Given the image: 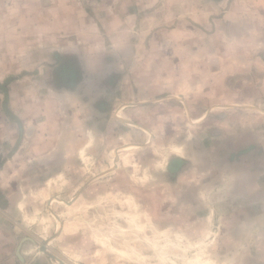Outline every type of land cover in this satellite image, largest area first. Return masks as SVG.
Listing matches in <instances>:
<instances>
[{
	"label": "crops",
	"instance_id": "0c3cea01",
	"mask_svg": "<svg viewBox=\"0 0 264 264\" xmlns=\"http://www.w3.org/2000/svg\"><path fill=\"white\" fill-rule=\"evenodd\" d=\"M197 1L0 0V64H3L0 69V264H50L53 260L50 253H62L55 251L52 244L63 235L64 223L58 230L59 235L47 242L51 238L46 235L50 221L42 219L41 232L26 221L32 215L21 214L24 201H28V189L35 188L43 178L57 180V175L74 171L82 156L102 146L101 141L93 144L95 134L91 137V129L99 127L98 138H103L100 128L108 120V103L96 91L108 88L91 80L89 75L97 73L89 66H79L83 59L91 57L92 49L80 47L76 42H89L85 33L90 37L92 32L96 37L102 32L106 43L114 41L118 58L128 55L151 58L157 30L162 32L157 43L170 44L171 31L165 25L169 26L173 11L180 37L178 41L175 38L171 41L179 47L184 45L182 54L178 55L181 59L189 49L186 39L189 20L200 22L194 26L212 23L223 26L234 23L231 14L241 9L240 1H244V7L250 5L249 0H205L206 11H202ZM258 4L264 7V0H258ZM216 11L220 14L214 16ZM204 12L209 14L206 16ZM257 21L254 19L249 26L256 27ZM247 33L236 40L238 46L229 39L231 36L227 38L230 43L221 53L217 43L195 46L190 51L196 56L204 53L202 56L211 61L212 65L208 63V70L204 72L227 77L228 82L233 80L230 89L239 81L236 75L241 74L242 88L248 89V95L244 94L238 102L244 104L254 102L256 99L252 96L264 91V75L260 72L264 63V36H247ZM142 44H147L146 49ZM76 59L77 64L73 62ZM253 74L257 76L255 80ZM255 83L259 85L257 88ZM46 90L54 91V100L43 98L42 92ZM57 107L65 115L59 109L54 110ZM149 133L150 138L156 137L154 132ZM244 133L248 136L242 133L238 137L253 146L245 151L232 147L233 164L228 163L229 169L220 178L215 179L212 172L209 191L198 184L194 190L186 187V192L178 197L179 204L184 205L183 214H163V221L159 220L160 214L147 218L149 226L163 225L159 231L164 238L167 227L172 226L167 217L179 221V240L184 238L185 245L194 251L193 255L180 258L179 264H264V148L255 146L256 139L260 143L262 139L248 131ZM233 137L236 136L233 134ZM176 155L168 158L166 170L172 177L186 178L188 169L194 165L183 154ZM202 169V166L194 167L195 171ZM185 181L188 184L189 180ZM203 194H210L209 203L204 202L207 196ZM147 241L149 245L156 244L155 237H148ZM42 243H46L45 250L50 253L39 248ZM180 249L183 253L182 245ZM158 255L152 250V257L145 264H166L168 260L174 263L164 255L156 259ZM61 257L64 259L62 254ZM65 260L76 264L71 258L65 257Z\"/></svg>",
	"mask_w": 264,
	"mask_h": 264
},
{
	"label": "rangeland",
	"instance_id": "374dc122",
	"mask_svg": "<svg viewBox=\"0 0 264 264\" xmlns=\"http://www.w3.org/2000/svg\"><path fill=\"white\" fill-rule=\"evenodd\" d=\"M198 1L202 11H206L207 2ZM243 2L238 3L241 9L231 14L234 23L219 24L218 27L214 23L194 26L200 22L189 20L186 27L189 49L181 59L178 55L182 54L184 45L179 47L171 41L173 38L178 41L180 37L173 11L169 26L165 25L171 31L170 44L157 43L162 32L156 28L151 58H133L131 55L118 58L114 41L106 43L102 38L106 35L102 32L96 37L92 32L90 37L85 33L89 42H76L80 47L92 49L91 57L83 59L79 66H89L97 73L89 75L91 80L108 88L96 91V95L102 96L101 100H107L108 120L100 128L101 140L98 138L99 127L91 129V137L95 134L93 144L102 142L100 150L82 156L74 171L57 175V180L43 178L35 188L28 189V201H24L25 209L21 214L32 215L26 221L41 232L42 219L50 221L46 235L51 238L47 242L59 235L64 223L63 235L52 244L55 251L62 253L46 250L53 258L50 264H69L65 257L76 264H130L137 261L145 264L152 257V250L160 254L156 259L164 255L174 261L168 260L166 264H179V260L193 255L194 251L185 245L184 238L179 240V221L167 217L172 226L167 227L164 238L159 231L163 225L149 226L147 218L160 214L159 220L163 221V214H183L184 205L179 204L178 197L186 192V187L194 190L198 184L209 191L212 172L215 179L220 178L229 169L228 163L233 164L232 147L245 151L253 146L247 140L244 145L243 138L238 137L240 134L246 135L244 132L248 131L259 137L262 142L256 139L255 146L264 148V91L252 96L256 99L254 102L239 103L244 94L248 95V89L242 88V75H236L235 79L239 81L230 89L233 80L228 82L227 77L204 72V69L208 70V63L212 65L202 56L204 53L196 56L195 52H190L196 49L195 46L217 43L221 53V49L230 43L227 38L231 36L229 39L238 46L236 40L241 39L244 32H248L247 36H264V7L258 0H249L250 5L245 7ZM213 14L216 16L220 11ZM254 19L258 20L257 26L250 27ZM142 45L146 49L147 44ZM1 50L0 45V55ZM77 61L73 60L76 64ZM2 66L0 64V69ZM261 68L264 75V63ZM252 77L257 78L255 74ZM254 86L259 85L255 83ZM42 93L43 98L55 99L53 90ZM54 110L65 115L62 108ZM149 131L156 137L150 138ZM178 145L181 147H176ZM176 154H183L194 167L198 165L204 169L195 171L192 166L186 178L172 177L165 166L168 158L178 156ZM48 182L51 185H47ZM203 195L207 196L204 202L209 203L210 194ZM55 227L57 229L53 231ZM148 237H155V246L147 244ZM181 245L183 253H180ZM42 246L47 249L46 243L39 248ZM72 248L75 250L71 251Z\"/></svg>",
	"mask_w": 264,
	"mask_h": 264
},
{
	"label": "water",
	"instance_id": "95a60500",
	"mask_svg": "<svg viewBox=\"0 0 264 264\" xmlns=\"http://www.w3.org/2000/svg\"><path fill=\"white\" fill-rule=\"evenodd\" d=\"M9 79H7L5 82H8ZM1 88L4 90V93L6 95V89H5V85H2ZM5 106H6V99L4 100ZM6 112L12 117V118H16V116H14V114H12L11 112H9V110L6 108L5 109ZM41 250H43L44 252H46L44 246L41 247ZM51 255V254H50ZM52 256V255H51ZM62 264V263H61Z\"/></svg>",
	"mask_w": 264,
	"mask_h": 264
}]
</instances>
